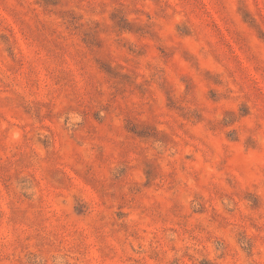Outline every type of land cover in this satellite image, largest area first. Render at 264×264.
Here are the masks:
<instances>
[{
    "label": "rangeland",
    "instance_id": "obj_1",
    "mask_svg": "<svg viewBox=\"0 0 264 264\" xmlns=\"http://www.w3.org/2000/svg\"><path fill=\"white\" fill-rule=\"evenodd\" d=\"M0 264H264V0H0Z\"/></svg>",
    "mask_w": 264,
    "mask_h": 264
}]
</instances>
